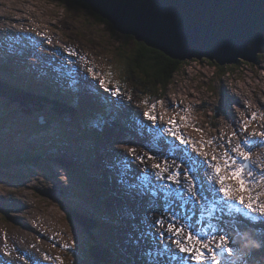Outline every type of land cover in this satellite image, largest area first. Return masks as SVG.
<instances>
[{
	"label": "rangeland",
	"instance_id": "1",
	"mask_svg": "<svg viewBox=\"0 0 264 264\" xmlns=\"http://www.w3.org/2000/svg\"><path fill=\"white\" fill-rule=\"evenodd\" d=\"M0 11V80L67 105L59 115L52 105L40 109L0 97V264H93L92 246L109 253V264H166L163 229L155 220L172 214L186 225L195 221L194 232L212 224L218 235L227 234L238 255L229 262L225 253L221 264H264V234L250 229L249 216H215L217 201L208 195L200 204L187 195H166L152 167L175 160L182 171L193 169L196 179L207 171L197 163L205 158L202 142L213 140L209 161L244 139L254 141L242 149L251 150L252 163L264 161V54L256 63L225 66L230 73L224 77L208 60L190 61L155 104L159 119L150 131L142 127L153 122L144 116L149 99L141 75L133 72L138 44L132 36L116 31L82 0H0ZM253 116L248 132L233 138ZM170 119L190 145H180L166 130ZM128 148L137 151L130 155ZM145 153L157 159L141 163ZM8 158L15 159L12 166ZM24 224L29 231L20 235Z\"/></svg>",
	"mask_w": 264,
	"mask_h": 264
},
{
	"label": "water",
	"instance_id": "2",
	"mask_svg": "<svg viewBox=\"0 0 264 264\" xmlns=\"http://www.w3.org/2000/svg\"><path fill=\"white\" fill-rule=\"evenodd\" d=\"M82 1L119 33L132 36L135 41L174 60H208L225 67L240 61L256 63L264 54V0ZM0 97H8L14 104L33 103L40 109L49 103L59 115L66 113V107L60 102L26 92L2 80ZM58 161L65 163L62 159ZM38 192L49 197L47 192ZM65 209L72 219L90 229L74 210L68 206ZM89 254L93 264L110 263L109 253L98 246H92Z\"/></svg>",
	"mask_w": 264,
	"mask_h": 264
},
{
	"label": "snow or ice",
	"instance_id": "3",
	"mask_svg": "<svg viewBox=\"0 0 264 264\" xmlns=\"http://www.w3.org/2000/svg\"><path fill=\"white\" fill-rule=\"evenodd\" d=\"M105 83H110V81H105ZM114 90L115 94H121L119 86L115 87ZM145 107L144 116L149 121H152L153 125L142 127H146L150 131H156L154 125L159 119L154 114L156 105L149 103ZM183 119L186 120L187 117H183ZM255 119L256 117L253 116L251 120H244L241 129L233 131V138L237 137L238 131L247 133L250 122ZM168 123L170 127L166 130L179 141L180 145L188 146L191 144V141L182 133L177 134L179 132V124L176 119H170ZM163 130L160 129V131ZM196 130L201 131L200 129ZM252 135L255 136L256 134L253 133ZM260 135L264 136V132L260 133ZM202 143L205 148V158L203 161H197V163L202 164L207 169L203 174L209 183L208 193H204L201 187L198 186L195 177L191 174L193 169L188 168L182 171L185 167L183 164L175 166V160H172L170 166L169 160H164L162 163H154L152 167L158 170L154 174L155 179L160 182V187L165 194L174 193L180 198L187 195L192 201L200 203L207 198L208 194L215 192L219 197L218 203L222 205L220 208L221 212L229 215L233 212H239L245 216L256 214L253 219L264 218V201L261 200L264 192H257L256 190L257 185L264 183V169L258 172L252 164L251 150H242L254 143V141L244 139L241 144L235 147H224L220 155L212 154L210 161L207 148L209 145L215 144L216 141H203ZM228 144H232L231 139L228 140ZM218 147L220 146L218 145ZM127 150L130 155L135 154L137 151L136 148H128ZM146 158L157 159L147 153L138 157L141 163H144ZM125 163L130 166L131 161L125 158ZM147 182L151 183V180L148 179ZM172 185L177 187L173 189ZM244 193L249 194L247 198ZM155 224L160 229H163L159 233L160 239L165 241L162 245L163 254L166 255L173 251L169 248L170 242L183 254L182 260L184 264H190V261L194 262V264H221L219 257L225 253L230 255L233 251L232 248L228 247L230 243L229 237L226 233L218 235L216 225L209 224L208 228L201 229L200 232H194L190 224L186 225L180 222V218L174 214L156 219Z\"/></svg>",
	"mask_w": 264,
	"mask_h": 264
},
{
	"label": "trees",
	"instance_id": "4",
	"mask_svg": "<svg viewBox=\"0 0 264 264\" xmlns=\"http://www.w3.org/2000/svg\"><path fill=\"white\" fill-rule=\"evenodd\" d=\"M86 6H88V4H86ZM98 16L107 22V20L103 19L101 15ZM132 39L138 44L136 56L133 59V72H137L141 75L139 78L144 83V94L146 99H149V103L159 104L166 98L169 88L175 81L176 75L181 73L190 62H181L171 59L164 53L156 49L149 48L144 43L135 41L134 37H132ZM211 63H213V67L217 70V72L223 73V77L230 73L228 67H222L215 62ZM15 85L17 86V83H15ZM14 163V158H10L6 162L9 166H12ZM258 163L261 164L264 163V161L260 159ZM236 241L241 243L238 239H236ZM252 255L254 257L253 252Z\"/></svg>",
	"mask_w": 264,
	"mask_h": 264
},
{
	"label": "bare ground",
	"instance_id": "5",
	"mask_svg": "<svg viewBox=\"0 0 264 264\" xmlns=\"http://www.w3.org/2000/svg\"><path fill=\"white\" fill-rule=\"evenodd\" d=\"M32 6V5H31ZM34 7V6H33ZM2 9V8H1ZM32 9V8H31ZM24 10V9H23ZM29 10V9H28ZM27 10V11H28ZM2 11V10H1ZM0 11V12H1ZM6 12V11H5ZM2 13H3V11H2ZM28 13V12H27ZM31 13V12H30ZM6 15V14H5ZM22 18V17H21ZM27 18V17H26ZM24 20V19H23ZM14 21V20H13ZM12 21V22H13ZM23 24V23H22ZM12 25V24H11ZM24 25V24H23ZM15 26V25H14ZM17 26V25H16ZM19 26V25H18ZM21 27V26H20ZM3 28V27H2ZM9 28V27H8ZM29 28V27H28ZM20 30V29H19ZM22 30V29H21ZM63 56V55H62ZM10 99V98H9ZM11 101V100H10ZM12 103H14V102H12ZM246 103V102H245ZM263 103H264V101H263ZM262 103V104H263ZM27 104H29V103H27ZM63 107H66L67 105L66 104H61ZM237 111H235V113H236ZM238 112H240V111H238ZM240 116H243V112L241 111V113L239 114ZM240 116H237V118H241ZM150 125V124H149ZM25 137V136H24ZM36 141V140H35ZM257 144V143H256ZM255 145V144H254ZM187 152L190 154V149H187ZM195 158H196V156H194ZM199 160V157H197V161ZM192 161V160H191ZM253 164V163H252ZM199 165V164H198ZM254 166H255V168H256V170L259 172L261 169H264V163H261V164H259V163H256V164H253ZM196 182H197V184H198V186H200L201 187V190L204 192V193H208V190H209V183H208V181L206 180V177H205V175L204 174H202V173H198V177H196ZM256 190H257V192H264V183H262V184H259V185H257V188H256ZM244 195H245V197L247 198L248 197V193H244ZM208 196H209V198H214V199H219V197L217 196V194L216 193H210V194H208ZM5 198V197H4ZM29 198V197H28ZM261 200L262 201H264L263 200V198L261 197ZM20 202V201H19ZM195 203H197V202H195ZM201 203V202H200ZM199 203V204H200ZM20 205H22V206H28L27 204H24V203H21ZM201 206V205H200ZM23 208H25V207H23ZM177 213V212H176ZM168 215V214H167ZM240 215H241V213H239V212H237L236 213V219L237 218H239L240 217ZM256 214H252V216H250L251 217V219L249 220V224H250V229H252V230H255L256 229V227L264 234V218H256V219H253V216H255ZM169 216V215H168ZM246 218V217H245ZM246 220V219H245ZM228 223H232L231 221H229ZM227 223V224H228ZM188 224H192V230H193V228H194V225H195V221H188V223H187V225ZM225 227H227L226 225H225ZM22 228V231L21 232H19L18 234H20V235H27V233H24L25 231L26 232H28L29 231V227L26 225V224H24V228H26L27 230H24V228H23V226L21 227ZM161 230V229H160ZM223 230L222 229H220V232H222ZM14 237H16V236H12V242L15 244L16 243V241H15V238ZM159 244H160V242L158 243V246H159ZM162 245H163V243H162ZM173 246V245H172ZM169 248H171L170 246H169ZM173 251H171V252H169L168 254H162V257H163V259H165V262L164 263H166V264H168V263H172V264H184V261L182 260V256H183V254H181L180 252H179V250L178 249H173V248H171ZM177 255L178 257H179V261H177V260H174V259H172L171 258V260H168L169 259V257H173L174 255ZM238 254H236V253H231L229 256H228V260H229V262L230 261H233L234 260V257H236ZM36 261V260H35ZM190 264H192V262L190 261Z\"/></svg>",
	"mask_w": 264,
	"mask_h": 264
},
{
	"label": "flooded vegetation",
	"instance_id": "6",
	"mask_svg": "<svg viewBox=\"0 0 264 264\" xmlns=\"http://www.w3.org/2000/svg\"><path fill=\"white\" fill-rule=\"evenodd\" d=\"M62 55L64 56V54H62ZM75 58H76V56L74 55V56L70 57L69 60H70V61H74ZM258 60H259V58H258ZM8 105H9V104H8ZM7 160H9V159H7Z\"/></svg>",
	"mask_w": 264,
	"mask_h": 264
}]
</instances>
